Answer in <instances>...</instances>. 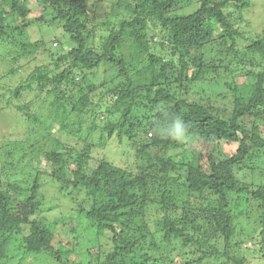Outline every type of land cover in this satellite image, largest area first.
I'll return each instance as SVG.
<instances>
[{"label": "trees", "instance_id": "16d2710c", "mask_svg": "<svg viewBox=\"0 0 264 264\" xmlns=\"http://www.w3.org/2000/svg\"><path fill=\"white\" fill-rule=\"evenodd\" d=\"M180 1L118 0L128 16L96 42L86 0H0V44L10 46L0 58V90L3 77L11 80L30 65L10 93L22 97L36 88L51 97L45 119L26 104L16 108L19 116L28 125L55 123L58 132L82 138L81 119L89 113L94 119L86 137L98 130L97 145L115 137L134 152L130 167L100 157L87 169L95 145L89 139L75 149L45 130L49 144L36 145V134L6 147V155L19 150L34 162L33 171L23 167L27 174L13 161L0 167L6 178L0 179V264L18 250L16 264L46 254L52 264H254L255 258L264 264V246L261 257L247 256L254 254L242 247L251 239L258 248V236L243 230L239 237L236 224L239 214L248 218L253 200L260 212L255 233L264 237V181L254 182L255 173L264 174V29L238 47L243 34L237 24L251 0H195L197 7L184 14L177 13ZM30 3L40 15L30 16ZM57 23L68 49L42 34L31 38L29 28L43 33ZM157 27L158 38L149 33ZM45 54L48 64L37 62ZM101 66L114 70L109 81L95 79ZM102 88L103 96L112 94L103 122L93 104ZM114 112L118 119L108 121ZM176 116L186 126L184 139L168 134ZM224 145L235 146L233 153H224ZM47 179L73 201L83 194L78 215L85 227L77 217L48 221L41 215L49 209L42 193ZM150 213L159 214L152 227ZM60 223H69V242L56 238ZM86 228L93 234L84 240Z\"/></svg>", "mask_w": 264, "mask_h": 264}, {"label": "rangeland", "instance_id": "374dc122", "mask_svg": "<svg viewBox=\"0 0 264 264\" xmlns=\"http://www.w3.org/2000/svg\"><path fill=\"white\" fill-rule=\"evenodd\" d=\"M117 1L118 0H86V3L88 5L89 18H90V23L88 26L89 28H92L93 26H97L95 30V35H96L95 41L96 42H100L101 37L107 36L110 33V30L112 29V27H115L118 25L119 20H121L123 17L128 16V14L123 9V7L117 4ZM250 3H251L250 8L243 10V12L241 13L243 22H240L237 24L240 28V31L243 34V37L239 38L237 41L238 47H243L245 45L246 43L245 38L253 35L256 32H260L262 29H264V0H251ZM30 5L33 8L32 9L33 11L30 16L35 17V16L40 15L39 7H37L36 4L30 3ZM177 7H178L177 13L184 14V13H189L193 11L197 7V5H196L195 0H182L177 4ZM237 15H238L237 17H240L239 13ZM106 22H109L110 25L109 26L104 25ZM57 25H53L52 27H50V25H48L49 27L45 25L44 27L46 28L43 29V33H40V32L35 33L36 29L34 31V27L32 29L29 28V31L32 30V33H30V35H32L31 38L34 37V35L41 36L42 34L44 40L49 42L52 39H54L53 43H57L59 45L58 42H60L62 43V45H60L61 47L63 46L64 49H68L70 44H66L67 36L60 29V26L59 25L57 26ZM149 33L150 34L155 33L157 38L160 37L161 35L160 29L158 27L156 29H150ZM36 37L37 36H35V38ZM28 39L29 38H26L23 41H28ZM6 47L8 48L10 46L6 44L4 45L0 44V58L1 59L3 57L1 55L2 54L4 55L7 53L4 51V49L6 50ZM123 50L127 53L128 47L126 46ZM151 50L153 52L161 53L159 48L154 47V46H151ZM6 58H4V60ZM37 59H38L37 62H40L42 64H48V62L50 61V58L46 57V54L43 55L42 57L40 55L39 58ZM175 60H176V57H175ZM2 66H4L3 63L0 64V68H2ZM31 70H32V67H30L29 65L28 70L27 71L24 70L25 73L22 72V74H19V75L17 74L16 75L17 77L15 78L13 77L11 80L3 77V81L4 80L5 81L2 82L3 88L2 90H0L1 95H2L1 102H0V167L5 160H9V161H13L14 164L18 166L19 171L22 169V172H23V167H25L26 170L33 171L30 168H32L31 167L33 166L32 162L34 161L32 160L31 162L28 154H26L25 156H22L19 150H15L13 151L11 155H6L4 150L6 149V147L9 148L11 147L12 144L18 141L23 142V138L27 136H32L31 139H34L36 134L37 136L39 135L37 138L38 143L36 145L38 144L40 145L42 144V142H46L49 144L51 140L47 134L48 132L45 130H48L51 133V137L58 139L60 141H65L67 144H69L70 146H73L75 149H80L84 145L85 143L84 141L86 139H89L90 142L94 143L95 145L92 148L91 153H90V155L92 156V159L88 161L87 169L95 167L97 165V159H99L100 157H105L109 161H112L114 164H117L118 166H122V167H130L133 165L134 163L133 153L134 152H133V149L127 143L126 144L119 143L115 137H111L106 141L105 144L97 145L96 139L99 137L98 130L94 131L90 135V137H86L85 132L87 131V126L91 124L92 120L94 119V117L89 113L84 115L83 118L81 119V125H82L81 129L83 132L81 133L82 138L78 136H74V135H69L65 132H62V133L58 132L57 130H55V128H57V125L55 123H51L45 129L43 126H40V124H29L28 125V123H26V121L21 118L23 116L22 113L20 111H17L16 108L21 104H24V105L26 104L28 106L29 111L37 113L40 119H45L44 117H46V113L48 109H50L49 101L51 100V97L49 96H47V99H46V96H45L46 93L44 92L43 89H42L43 90L42 92H39L38 91L39 89H36V88L30 90L29 92L26 91L22 93L23 95L22 97H15L14 95L10 93L11 88L16 86L18 82L21 80V78L24 77V74L27 75ZM113 76H114V70L111 69L105 72L104 67L101 66L96 70L95 79L100 82L104 80L109 81ZM244 78L246 77L241 76V77H238V80L242 81L244 80ZM106 85L107 87L110 86L109 84H106ZM103 90H105V88L98 90L93 100V104L96 107V112H98L97 108L101 109L96 114L97 121L103 118L105 106L112 104V94H109V96H103L102 95V93L104 92ZM222 95L227 96L228 93L223 92ZM76 96L77 95L74 94L73 98H75ZM100 96L102 97V103H100V105L97 106L98 99ZM40 110L43 111V114H41ZM118 116H119V113L114 112L112 116H109L108 121H115L118 119ZM42 134L46 136L45 139L42 138ZM103 135L106 136L107 133L105 132L103 133ZM24 145L28 146L26 144ZM21 149H25V148L21 147ZM222 149L224 153H233L235 146L224 145ZM40 158H42V156ZM41 165L45 166L44 163H42ZM18 170L16 171V178L21 179V176L18 175L21 172L18 173ZM23 174H27V173L23 172ZM254 176H255L254 178L255 183L257 182L258 184H261L262 181H264V174L257 175V173H255ZM29 177L32 178V176H29ZM13 178L15 177L10 176L11 180ZM0 179L2 180L6 178L2 174L0 175ZM42 193L47 197L48 203L46 205V208H49L47 210L44 208L43 212H41V215L44 218H46L48 221H52L54 219H68L70 217H73V218L77 217V220L78 219L83 220L82 226L83 227L86 226L87 221L83 217L81 218L78 215V209H79L78 202L80 201L79 199H81L83 196L82 193L78 195L79 199L77 198L76 201H73L70 198L60 194L55 184L50 179H47V181H45L44 188L42 189ZM256 203L257 202L253 200L247 203L246 208L248 209V212H249L248 218L247 217L246 219L242 218L241 214H239L236 217L237 218L236 224L238 228L239 229L242 228L241 231L239 230V234L237 233L239 237L243 230L254 231V234L258 236V239H257L258 244H256L258 248L254 246L255 244H253L251 239H247L243 241V245H242L243 248L250 247L248 248L246 252L250 254H254V255L247 254V256L249 257H261L263 255L262 248L264 246V240H263L264 237L260 234L258 235L257 233H255V232H258V230H260V224L257 223L256 221L258 214H260V212L256 208V205H257ZM158 216L159 214L157 213L149 214L148 220L149 222H151V227L153 226L152 222L155 219H157ZM67 224L69 223H60L61 228L59 227V229L57 230L58 236L56 238H59V240L62 238L68 239V242H69L70 237L67 236L68 233L67 234L64 233V230L67 229L68 227ZM86 229H87V232L85 233V236L83 237L84 240H87L90 237V235L93 234L91 228H86ZM88 231H91V232L89 233ZM69 235L72 236V233L69 232ZM106 235L110 236V233H107ZM157 236H158V239H160L161 235L156 234V237ZM19 237L21 240L22 238L21 235ZM100 239H101L100 242L106 245V247L109 248L111 246L110 242H106L107 240L105 238H100ZM259 241L262 242V244L259 243ZM55 246H58L57 239L55 240ZM170 252H171V247H170ZM177 252L178 250L175 249L172 251V254L176 255ZM20 253L21 251L18 250L15 257L12 256L8 258V261H6V264H16V261L18 260ZM261 260L262 259L260 258H255L253 262L254 264H261L262 263ZM21 264H52V262H51V259L46 254L44 256L43 255H32L28 259H24V261H22Z\"/></svg>", "mask_w": 264, "mask_h": 264}, {"label": "clouds", "instance_id": "9594fccd", "mask_svg": "<svg viewBox=\"0 0 264 264\" xmlns=\"http://www.w3.org/2000/svg\"><path fill=\"white\" fill-rule=\"evenodd\" d=\"M167 131L175 139H184L186 137V126L183 119L179 116L173 117L167 126Z\"/></svg>", "mask_w": 264, "mask_h": 264}]
</instances>
